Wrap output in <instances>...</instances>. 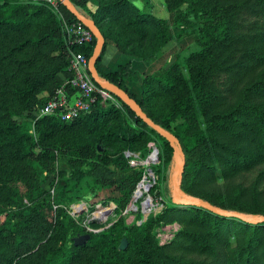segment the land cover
<instances>
[{"label":"trees","instance_id":"16d2710c","mask_svg":"<svg viewBox=\"0 0 264 264\" xmlns=\"http://www.w3.org/2000/svg\"><path fill=\"white\" fill-rule=\"evenodd\" d=\"M70 1L104 37L95 63L101 81L125 90L178 144L172 148L112 93L119 106L99 97L71 121L56 115L18 121L47 101L40 93L52 96L69 80L70 51L89 58L96 39L68 43L65 25L78 20L59 0L58 10L39 0H1L0 203L19 222L0 223V264H264V221L180 206L170 195L183 157L180 191L264 217V0H164L168 12L184 5L169 24L148 11L147 0V8L131 0H93L94 10L88 0ZM172 28L190 30L196 48L143 74L138 95L127 86L134 74L130 60L115 71L101 68L110 43L139 60L158 58ZM150 141L158 149L159 162L150 165L155 187L167 203L139 224L120 216L97 232L85 231L67 211L68 193L84 182L114 187L117 208H125L143 167L130 166L124 152L144 157ZM57 152L68 157L69 170L55 167ZM49 173L65 183L56 186L54 178L44 187ZM175 222L180 228L160 244L157 228ZM84 233L85 243L75 245L73 238Z\"/></svg>","mask_w":264,"mask_h":264},{"label":"built area","instance_id":"2783aa9c","mask_svg":"<svg viewBox=\"0 0 264 264\" xmlns=\"http://www.w3.org/2000/svg\"><path fill=\"white\" fill-rule=\"evenodd\" d=\"M45 2L54 10H58L56 0H39ZM66 38L69 44L74 46H83L90 43L93 39L91 31L81 22H73L65 25ZM68 69L71 72V77L64 84L57 87L54 94L42 105L39 106V116L56 115L64 121H71L86 111L90 110L92 105L101 98V101L110 100L115 105L119 103L113 97L110 91L99 87L91 78L88 70V58L81 51L71 50L69 55ZM68 87L76 90V95L72 96L68 91ZM151 151L146 156L142 157L140 152H132L126 150L125 157L130 166L143 167V173L137 182L132 195L131 206L136 211L140 212L144 221L150 214H156L163 208V199L156 194H153L151 189L153 183L151 179L145 178V167L151 163H158V149L152 142L150 143ZM157 149V150H156ZM147 171L151 173V168ZM153 178V177H152ZM71 209V210H70ZM87 209L84 202L70 205L68 213L75 218V214ZM88 232H97L100 229L90 228L88 225L83 226Z\"/></svg>","mask_w":264,"mask_h":264},{"label":"rangeland","instance_id":"374dc122","mask_svg":"<svg viewBox=\"0 0 264 264\" xmlns=\"http://www.w3.org/2000/svg\"><path fill=\"white\" fill-rule=\"evenodd\" d=\"M135 1L139 4L138 8L146 7L145 6L146 0H135ZM147 1H148L147 2L148 4L147 3L146 4L150 5V8L146 7L148 11L159 18L165 19V21L168 24L171 23L173 16L176 13H179L184 8V5H183L176 12H168L165 8L164 0H147ZM171 33H172V39L168 45L169 48L166 49L167 50L166 55H167V52L169 51V55L171 58V60L167 62L168 64L174 59L175 53L181 52L184 54H188L190 51L196 48V45L194 43V37H193V34L190 32V30L184 31V30H179V29L178 30L172 29ZM167 63L165 65H168ZM66 81L67 80H65L62 84H64ZM49 96L51 95H49L47 92H44V93H40L37 97L43 101L45 99L48 100ZM38 108L39 106H36L35 109L30 112L31 113L30 115L33 114V116L27 117L23 115V116L17 117V120L20 122H27V121H31V123L34 122L35 118L37 119L39 117H42V115L39 116L40 113H39ZM151 142L153 143V141L148 142L147 146L149 150L147 154H149V152L151 151V148H150ZM57 156L58 158L55 163L56 165L55 167H58L59 169L69 170L70 167L68 166V163H67L68 157L62 154L61 152H57ZM151 164H157V163H151ZM150 165L148 166L149 168H151ZM148 167L144 168L146 172L145 178L151 179L153 183V186L151 189L152 193L156 194L157 196L162 197L163 205H165L167 203V198L162 193L158 192V188L155 186H157L159 181H157V177L152 169H151V173L147 171ZM47 174L48 172L43 170V175H47ZM54 178H55V182L57 183L56 186L65 183L64 180L56 178L55 174L49 173L48 179L44 183V187L49 188L48 184ZM84 183L85 184H82L80 187H77L79 189H77L75 192L68 193V197L70 200H68L66 203L68 204L67 210H69L70 205L72 204L84 202L87 205V209H84L80 211L78 214H75L76 220L74 219V217H72L75 220V222L79 223L82 226L88 225L90 228L102 229L104 227L109 226L112 222L116 221L120 216L124 217L126 223H131L135 221L137 224H139L143 221L141 219L142 217L141 213L133 209V207L131 206L132 199H130L129 203L127 204L125 208L123 209L117 208V203L113 200V198L118 197L119 194L114 189V187L106 188V187H98V186H88L87 182H84ZM50 193H52V197H55L57 195L55 190L53 191L52 189ZM181 194L184 196L185 200H190L188 198H197L194 196H187L182 191H181ZM132 195H133V192H132ZM170 195L172 196V199L175 197L174 190L171 191ZM180 206H183V205H180ZM104 209H110V211L108 214L101 216L100 212ZM242 214H244L247 217H260V215L256 216V215H251L247 213H242ZM5 220H11L13 223L19 222V218L9 211L8 206L5 203H0V223ZM179 228H180V225L177 222L158 227L156 231V237L158 238L159 243L164 244V243L169 242V240L173 237L174 233ZM85 231L87 230L85 229Z\"/></svg>","mask_w":264,"mask_h":264},{"label":"water","instance_id":"95a60500","mask_svg":"<svg viewBox=\"0 0 264 264\" xmlns=\"http://www.w3.org/2000/svg\"><path fill=\"white\" fill-rule=\"evenodd\" d=\"M60 3L70 12L72 13L75 18L81 22L85 27H87L93 36L96 39V43L93 47L92 53L90 57L88 58V70L91 75V78L93 81L101 88H104L108 91H110L112 94H114L117 98H119L125 105L129 107L130 110L134 112V114L140 118L143 122L154 128L156 131H158L163 137L167 138L169 141V144L172 148H176V145L178 144V140L176 137L165 130H163L161 127H159L156 123H154L147 114L142 110L140 105L122 88L115 84L111 83H104L101 81L97 69L95 67V63L101 53L102 46L104 45V37L100 30L97 28L95 22L91 19H87L81 16V14L78 12L76 7L72 4L70 0H59ZM157 150V149H156ZM185 163L184 158L182 157V166L177 169L175 178L173 179V190L175 197L173 198V202L177 205H186V204H194L197 206H203L209 211L216 213L218 215L226 216V217H236L238 219L247 221V222H263L264 217H247L244 214L236 211L226 210L222 209L218 206H214L210 204L209 202L199 200L198 198H188L190 200H185L184 196L181 194V191L179 189V184L176 182V177L181 173V170L183 168V165ZM89 237L88 233H84L81 235H78L73 238V243L75 245H81L84 244L86 239ZM127 246V240L126 238H122L119 244V249L123 250Z\"/></svg>","mask_w":264,"mask_h":264},{"label":"crops","instance_id":"0c3cea01","mask_svg":"<svg viewBox=\"0 0 264 264\" xmlns=\"http://www.w3.org/2000/svg\"><path fill=\"white\" fill-rule=\"evenodd\" d=\"M131 1L133 4H135V6H139V4L135 0ZM87 7L91 10H94L96 8V4L93 0H88ZM169 43L170 41L163 47L161 55L158 58H150L147 60H139V58L135 57V55H129L126 52L121 51L117 44L110 43L107 44L105 48L100 66L105 71H115L120 65L130 60L131 70L134 72V74L133 80L127 81V86L129 87L130 91L138 95L140 87L139 84L142 75L156 71L157 69L165 66V64L171 60L169 51L166 55V49L169 48ZM71 89L74 88L68 87L69 93H71L72 96L76 95V90L74 89L73 91H70Z\"/></svg>","mask_w":264,"mask_h":264},{"label":"bare ground","instance_id":"6f19581e","mask_svg":"<svg viewBox=\"0 0 264 264\" xmlns=\"http://www.w3.org/2000/svg\"><path fill=\"white\" fill-rule=\"evenodd\" d=\"M109 211H110V209H104V210H102V211L100 212V213H101V216L108 214Z\"/></svg>","mask_w":264,"mask_h":264}]
</instances>
